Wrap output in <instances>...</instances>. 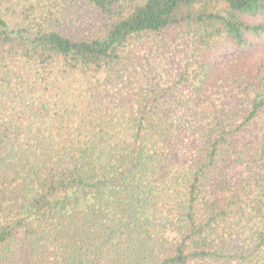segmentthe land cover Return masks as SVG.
I'll return each mask as SVG.
<instances>
[{
    "label": "trees",
    "instance_id": "obj_1",
    "mask_svg": "<svg viewBox=\"0 0 264 264\" xmlns=\"http://www.w3.org/2000/svg\"><path fill=\"white\" fill-rule=\"evenodd\" d=\"M0 264H264V0H0Z\"/></svg>",
    "mask_w": 264,
    "mask_h": 264
}]
</instances>
